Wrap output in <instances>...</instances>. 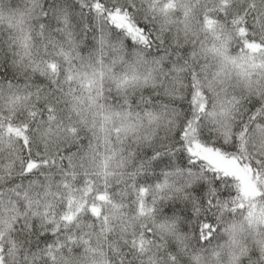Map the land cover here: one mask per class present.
<instances>
[{
	"label": "snow or ice",
	"instance_id": "1",
	"mask_svg": "<svg viewBox=\"0 0 264 264\" xmlns=\"http://www.w3.org/2000/svg\"><path fill=\"white\" fill-rule=\"evenodd\" d=\"M0 264H264V0H0Z\"/></svg>",
	"mask_w": 264,
	"mask_h": 264
}]
</instances>
